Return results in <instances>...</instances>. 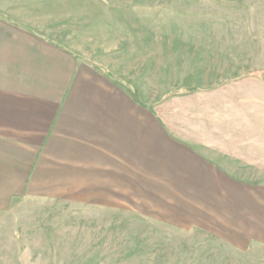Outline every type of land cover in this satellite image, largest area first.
<instances>
[{
  "label": "crops",
  "instance_id": "crops-1",
  "mask_svg": "<svg viewBox=\"0 0 264 264\" xmlns=\"http://www.w3.org/2000/svg\"><path fill=\"white\" fill-rule=\"evenodd\" d=\"M192 7L194 30L136 33L89 64L0 20V203L136 199L146 183L227 199L264 173V62Z\"/></svg>",
  "mask_w": 264,
  "mask_h": 264
},
{
  "label": "rangeland",
  "instance_id": "rangeland-1",
  "mask_svg": "<svg viewBox=\"0 0 264 264\" xmlns=\"http://www.w3.org/2000/svg\"><path fill=\"white\" fill-rule=\"evenodd\" d=\"M192 5L212 22L206 31L248 33L224 41L231 53L246 44L264 62V0H0V20L89 64L94 50L136 33L194 30L181 20ZM237 182L216 200L146 183L136 199L90 200L81 190L85 198L3 201L0 264H264V173Z\"/></svg>",
  "mask_w": 264,
  "mask_h": 264
}]
</instances>
